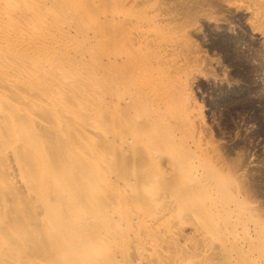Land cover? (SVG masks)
<instances>
[{
    "label": "bare ground",
    "instance_id": "1",
    "mask_svg": "<svg viewBox=\"0 0 264 264\" xmlns=\"http://www.w3.org/2000/svg\"><path fill=\"white\" fill-rule=\"evenodd\" d=\"M174 30L153 0H0V264H264Z\"/></svg>",
    "mask_w": 264,
    "mask_h": 264
},
{
    "label": "rangeland",
    "instance_id": "2",
    "mask_svg": "<svg viewBox=\"0 0 264 264\" xmlns=\"http://www.w3.org/2000/svg\"><path fill=\"white\" fill-rule=\"evenodd\" d=\"M153 1L189 61L201 146L234 193L264 214V0Z\"/></svg>",
    "mask_w": 264,
    "mask_h": 264
}]
</instances>
